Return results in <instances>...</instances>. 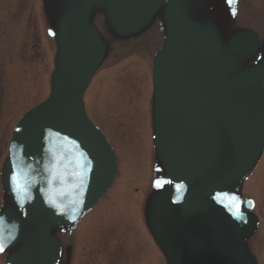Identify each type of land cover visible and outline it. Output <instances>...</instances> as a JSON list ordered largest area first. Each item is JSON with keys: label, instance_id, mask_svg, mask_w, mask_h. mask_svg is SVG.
<instances>
[{"label": "rangeland", "instance_id": "1", "mask_svg": "<svg viewBox=\"0 0 264 264\" xmlns=\"http://www.w3.org/2000/svg\"><path fill=\"white\" fill-rule=\"evenodd\" d=\"M188 6V17L198 20L208 28L218 27L222 39L217 44L225 49L226 35L238 28H249L255 31L260 41V48L251 55L236 57L240 65L250 61L258 67L264 66V0H237L229 20L225 16V0H183ZM165 2L155 0L149 6L152 16H144L142 20L122 37L126 42L108 41L110 37L119 36V29L105 14L103 5H94L89 16L90 23L97 29L101 42L108 41L105 63L92 76L85 91L86 111L89 118L101 128L110 142L118 148L120 159L119 175L102 201L97 205L103 214L99 216L101 223L113 222L109 218L117 213L121 217L139 215L142 211V200L146 190V177L150 181L149 165L154 161L153 124L163 113L156 99L161 94L145 100L151 84H148L149 61L156 59L165 36L162 21ZM69 5L63 11L69 9ZM62 9V7H61ZM56 8L46 6L43 1L35 0H0V200L6 201L5 177L6 147L15 121L36 103L41 102L49 91V76L52 70V54L50 35L52 30V13ZM62 15V11L58 10ZM230 23H229V22ZM229 23V24H228ZM42 30L40 31V29ZM44 31L46 38L41 33ZM121 38V36L119 37ZM121 38V39H122ZM134 50L128 55L126 45ZM48 50H47V47ZM233 57L230 61H233ZM164 97H162L163 99ZM165 99V98H164ZM138 103L143 112L138 110ZM24 114V115H25ZM170 116L169 112L166 113ZM171 118V116H170ZM92 121V120H91ZM93 122V121H92ZM161 123H158V128ZM156 127V126H155ZM160 132L169 130L160 128ZM152 137V141L151 138ZM264 167V161L261 162ZM148 175V176H147ZM160 181L161 190H174L172 185ZM140 189V191H139ZM139 191L137 201L131 192ZM96 208V209H97ZM95 212V211H93ZM39 218L40 214L33 211ZM260 213L263 212L260 210ZM91 215V214H90ZM87 218V217H86ZM83 221L92 222L90 216ZM90 218V219H89ZM89 219V220H88ZM140 228L139 220H135ZM145 230L147 226L144 227ZM81 231V228H79ZM78 243L80 244L79 233ZM103 232V230H100ZM250 253L255 252L260 260L253 264H264V247L249 246ZM158 253L152 246L153 264H160ZM215 255L225 258L222 251ZM163 264V263H161Z\"/></svg>", "mask_w": 264, "mask_h": 264}, {"label": "water", "instance_id": "2", "mask_svg": "<svg viewBox=\"0 0 264 264\" xmlns=\"http://www.w3.org/2000/svg\"><path fill=\"white\" fill-rule=\"evenodd\" d=\"M94 0H81L71 14L58 25L60 64L59 82L51 98L22 121L11 157V177L23 174L24 191L11 181L10 192L16 203L33 204L50 214L58 224H68L81 210L88 209L107 189L115 174V160L107 144L102 143L80 107V83L88 65L99 56L101 46L87 16ZM139 5L144 0H132ZM175 0L171 6L172 34L164 51V75L174 98L212 128L207 144L218 135L232 137L241 129L247 95L244 81L222 63L196 55L191 35L182 28L181 14L186 8ZM234 49L256 47L254 37L245 34L232 41ZM54 149L63 154L60 161L63 179H51ZM66 165V167H65ZM79 173V175H73ZM16 225L20 220L6 210L0 224ZM52 237L42 230L30 244L16 251L8 264H54Z\"/></svg>", "mask_w": 264, "mask_h": 264}, {"label": "flooded vegetation", "instance_id": "3", "mask_svg": "<svg viewBox=\"0 0 264 264\" xmlns=\"http://www.w3.org/2000/svg\"><path fill=\"white\" fill-rule=\"evenodd\" d=\"M194 183L196 190L199 189L201 184L200 178H196L194 180ZM224 187L229 191L248 190L249 192H251L254 196L255 201H257L258 203V207L256 203H255V207H257L259 211L261 210L263 212L262 215L264 217V177L262 178L261 181H252V182H248L247 180L239 181V180L231 179L224 184ZM195 209L196 212H199L200 206L198 205ZM254 209L252 210V212H254ZM103 241L104 240H101V242L97 241V244H88V241L85 240L83 246L77 249L78 261L82 264H95V263L101 264L103 262V259L106 257H111L114 259L113 261H115V260H120L121 256H124V254H121L122 252H126L127 255L129 254L128 253L129 249L126 247V245H131L128 243L131 240L125 239V242L112 246L110 248L106 246L105 244L106 241L104 242ZM120 246L124 248H121ZM133 251L134 253L131 255V257H133L135 261L137 257L136 248ZM71 252H72V248H66L65 253L68 259L72 257ZM141 255L142 254H140V256Z\"/></svg>", "mask_w": 264, "mask_h": 264}, {"label": "snow or ice", "instance_id": "4", "mask_svg": "<svg viewBox=\"0 0 264 264\" xmlns=\"http://www.w3.org/2000/svg\"><path fill=\"white\" fill-rule=\"evenodd\" d=\"M52 151L53 154V164L51 167V179L49 183H51L53 180L56 179H63L64 173L61 170V164L60 161L63 160V154H57L54 149L50 150ZM66 167V165H65ZM22 175L23 174H14L12 179L16 183V187L18 191H24L25 190V185L22 180ZM73 175H79V173H73ZM236 197H232V200L235 201ZM0 251H3V244L0 243Z\"/></svg>", "mask_w": 264, "mask_h": 264}]
</instances>
